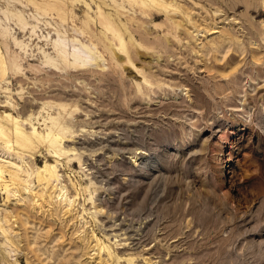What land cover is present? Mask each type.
Returning a JSON list of instances; mask_svg holds the SVG:
<instances>
[{"label":"rangeland","instance_id":"1","mask_svg":"<svg viewBox=\"0 0 264 264\" xmlns=\"http://www.w3.org/2000/svg\"><path fill=\"white\" fill-rule=\"evenodd\" d=\"M157 1L0 0V264H264V0Z\"/></svg>","mask_w":264,"mask_h":264},{"label":"bare ground","instance_id":"2","mask_svg":"<svg viewBox=\"0 0 264 264\" xmlns=\"http://www.w3.org/2000/svg\"><path fill=\"white\" fill-rule=\"evenodd\" d=\"M64 1L68 2V3H70V2L72 3L74 0H64ZM129 1L131 3L136 2V3L143 5V6L144 5L149 6V4H151V2H153V3H155L156 7H158V8L162 7L164 4L163 3L164 1L161 2V1H157V0H151V2L149 0L148 3H146L147 0L146 1L145 0H129ZM36 3L40 4L38 2H36ZM51 4L52 3H50V5ZM63 6H64V2H60V1L56 2L55 1V3H53L51 5V7H52L51 10L57 11V14L61 17V19L66 21L68 19V12L63 10ZM99 12H100V15L98 17L99 18L98 22H99L101 28H103V31L101 30L100 37H98V39L101 41L102 45L104 44V48L111 50V49H113V47H112L113 42L111 39H109L106 36V31L112 33L114 39L118 41V43H115L119 47L118 50L125 52V54H127L129 56V57L127 56L129 58L128 62L131 63L132 58H130V53H129L131 51H130V47L128 44L130 42L128 41V43H126V41L124 39V34H123L124 32H122L121 28L114 22V18L109 12L103 11V9H100ZM90 27H87V28H90ZM90 30L92 31V28H90ZM84 46H85L84 47L85 51L87 53H90L92 58L93 57L95 58V52H93V49L90 46H86V45H84ZM59 52H60L62 59L64 61V64H65L64 67L67 69L70 68L73 65V63H71L70 58H69V56L72 53L69 52L67 49H62V48H59ZM119 53H120V51H119ZM115 54H116V52H115ZM74 57L76 59H78L80 56L75 54ZM95 59L98 60L99 58H95ZM5 71L6 70L4 69V62L2 61V59H0V74H1L0 77L4 76ZM52 120H54V118ZM52 123H55V122L53 121ZM50 129H51V132H50V134L47 135V139H46V141L48 142V144L50 146V151L57 154V155H62L64 153H66L68 150H66L65 147L62 146L63 145L62 142H63V139L67 137L66 134H67L68 128L64 127V126H60L59 124H57V125H55V127H51ZM0 140H3L5 143L9 144L10 147H12L14 145V143H16L21 148H29V145L30 146L33 145L31 138L24 132V130L22 128H17L15 130L14 134L7 132L3 128H0ZM0 177H2V167H0ZM54 177H55V174L53 171H51L50 172V179L54 178ZM13 179L15 181L16 177H14ZM47 182H48V180H47ZM103 249L106 250L109 255H112L113 252L111 251V248L109 245H104ZM127 260H128V262L131 261V259H127Z\"/></svg>","mask_w":264,"mask_h":264}]
</instances>
